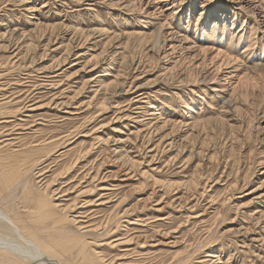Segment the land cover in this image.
Masks as SVG:
<instances>
[{
	"label": "rangeland",
	"instance_id": "1",
	"mask_svg": "<svg viewBox=\"0 0 264 264\" xmlns=\"http://www.w3.org/2000/svg\"><path fill=\"white\" fill-rule=\"evenodd\" d=\"M20 1L0 0V61L4 65L10 59L15 61L13 54L18 52V49L14 51L15 41L7 39L10 38L5 34L7 26H18L16 29L23 33L30 31L33 41L41 42L43 48L50 37L57 39L55 43L51 42V50H46L52 59L47 54L44 61L34 64L37 67L54 64L69 45L74 50L63 67L65 73L54 80L58 85L33 90L36 96L31 97L32 94L31 99L28 98L30 101L25 97L43 79L35 72H32L34 78H29L30 69L22 73L16 69L6 70L9 65L0 69V73H6L5 78L0 79V83H7L0 86L7 90H4L5 96L15 98L14 101L22 106L27 107L32 102L44 106L31 119L27 116L28 109L22 108L11 117L12 120H35L30 124L39 129L31 137L47 140L62 128L82 123L91 98L88 110L97 115L72 139L74 141L68 140L57 147L55 155L43 164L50 171L45 173L44 176L49 177L42 183L51 179L52 171L63 158L57 155L59 152L68 151L82 140L87 145L92 143V153L82 163L86 165L81 164L68 178H61L53 185V189H61L55 197L60 195L64 203L72 204L75 199L79 202L70 217L77 214L80 216L77 220L84 221L81 223L105 222L111 228L115 226L118 211L119 215L124 210L130 211L121 217L122 227H114L115 232L98 241L126 240L133 236L129 243L117 248L100 247L115 256V261L134 262L141 257L145 260L139 264H177L179 259L187 258L198 249L202 251L196 257L208 259L207 264H264V197L256 198L264 193V174L260 173L264 170V163L260 164V161L264 162V76L258 78L247 74L245 69L264 64V0H135L142 9L132 14L121 9L125 0H113L114 5L109 3L110 0ZM156 8L159 13L150 18L153 23L148 33H155L160 17L171 22L177 32V39L167 36L164 50L157 53L137 38L123 37L121 42L114 40L110 47H105L109 54L104 55L105 60L101 59L106 62L102 68L89 71L90 66L88 71L82 72V78L67 79L82 66L69 67L76 54H87L86 58L76 60L83 64L102 51L109 39L98 41L100 38L91 34L86 42L80 32L75 35L77 26L85 34L93 27L106 30L110 36L135 32L143 23L142 18L148 17L147 12ZM175 9L177 13L173 14ZM216 22L219 33L212 39L214 44L203 43L205 26ZM183 35L188 36L187 42L181 41ZM60 43H65L63 48L52 52ZM118 43L123 47L116 48ZM204 44L209 46L205 55L195 49L205 47ZM173 45L174 51L171 50ZM43 48L33 50L31 56L37 54L38 57L44 52ZM117 49L121 55L114 52ZM218 49L234 57L235 61L229 64L222 61V56H216ZM107 62L112 64L105 70ZM93 76L105 79L108 88L100 89L92 82L75 95L82 81ZM173 77L175 80L170 82ZM203 80H207L206 84L201 82ZM123 82L125 91L114 94L115 90L122 89ZM29 85H33L32 88ZM138 85L144 86L150 94L154 93L146 109L136 108L145 103L131 101ZM214 88L226 89L222 95L232 98L235 111L225 107L222 97L212 90ZM104 98H108V111L95 112L97 102ZM62 101L69 103L60 106ZM155 109L160 112L158 115L149 113ZM69 111H77V114ZM75 115H80L78 118L81 119H67ZM190 121H193L191 125L188 124ZM98 137L108 139L101 143ZM130 159L135 160L133 167ZM103 160L102 178L94 181L97 187L91 189L89 185L93 183H90L89 175L82 176L87 172L93 176ZM154 179L159 182H153ZM103 186L107 189H102ZM252 189L257 191L251 193ZM88 200L92 204L89 205ZM16 202L21 203L20 198ZM198 214L203 215L193 217ZM208 253L216 254V257L207 256ZM193 262L196 261L189 264H196Z\"/></svg>",
	"mask_w": 264,
	"mask_h": 264
},
{
	"label": "bare ground",
	"instance_id": "2",
	"mask_svg": "<svg viewBox=\"0 0 264 264\" xmlns=\"http://www.w3.org/2000/svg\"><path fill=\"white\" fill-rule=\"evenodd\" d=\"M90 1L92 2V0ZM21 2L22 0L20 1V3ZM140 2H142V0H140ZM109 3H111V5H114L113 0L112 1L110 0ZM138 3L135 0H125L124 2H122L121 9L123 11L126 10L127 12L130 11V13L128 12L129 14L135 13L139 9H142L140 8V5L139 6L137 5ZM175 10L176 11L173 14L177 13V9ZM147 13L149 14L148 17L142 18L143 23L139 26V30L137 28L138 31H135V32H122L121 31L122 33H116L115 35L110 36L107 34L106 30H103L102 28L93 29L94 28L93 27L92 31L86 32L85 34L83 31L79 30L78 26L76 27V29L74 27L75 35L78 32H80L81 35H84L85 39L82 37L81 38L84 39L86 42L90 38L89 36L91 34H92V37L97 36L98 38H100L98 41H103L108 37L109 39L105 41L104 48L102 51H100L98 54L92 55L83 64H81L78 61L86 58L85 55L87 54L85 53L76 54L74 58L75 61L72 62L71 65H69V67L74 66V65L75 66L82 65V66L79 69H76L74 72H72V74L69 75L67 79L70 80L72 78L74 79L75 77L78 78L79 76H81L82 72L86 71L90 66L92 67H90L89 71H94L96 69L102 68L101 66H104V64L106 63L105 61H102V60H105L104 55L108 53L107 52L108 49H106L105 47L106 46L110 47L111 42L114 40L121 42L120 38L124 39L123 37H127L128 40L130 38H135V39L137 38V40L140 41L142 44H145V45L147 44L151 46L150 50H155L157 51V53H160L161 50H164L165 44L167 41V36L168 35L172 36V38L177 37V32H174V30L176 29H174V27L173 28L171 27L172 26L171 22H168V20L164 21L162 17L158 16L160 17L161 22L158 24V28L154 31L155 33L152 32V34L150 35L148 31L150 30V27H151L150 24L153 23L150 18L157 16L159 12L157 11V8H156L153 11H150ZM123 17L126 18V15H123ZM206 25H209L208 22ZM217 26H218V22L212 23V25L210 26H205L206 29L203 31V35H206V37H204L206 39L204 38L201 39L203 43L214 44L212 39L214 37L216 38V36L219 33V29ZM17 27L11 28L7 26L8 30L7 32H5V34H7L10 37L7 39H11L15 41L13 42L14 43L13 45L16 46L15 47L16 49L14 51L18 49V52H15L16 54L14 53L13 55L14 57H16V60L12 61L10 59L9 61H7L5 65L3 64V62L0 61V69L4 66L6 67V65L10 66V67H7L6 70L16 69L21 73L22 71H26L30 69L28 71L29 73L28 74L26 73L27 75H30L28 76L29 78H34L32 72H35L37 74L36 76H39L41 77L40 79H43L42 82L36 85L37 87L35 86L36 88L33 87V89H31L32 91L30 93L28 92V96L26 94L27 97H25V100H27L28 98L31 99V97L36 96L35 94H33L34 92L33 90L45 88L47 85H50V87H55L58 85L57 82H56L57 85L55 84L54 80L56 79V77H60L61 73H65L66 70H64L63 67L65 64L68 63L67 61L72 55L74 48L71 47V45H69L70 47H65L67 49L64 51L63 55L61 54L62 56L60 55L61 57H58L55 63L52 62L55 65L51 64L49 66L47 65L43 67H37V65H34V64H36L39 60L40 62L44 61L43 59H45V56H47L48 54L46 53V50L47 51L51 50V46L53 45L51 44V42L53 43L57 39L54 40L53 37L52 38L50 37L48 42L44 44V48H43L42 47L43 45H41V42L35 43L33 41L32 39L33 34L29 33L30 32L29 30H26L29 32L23 33V32H19L20 30H17L16 29ZM224 34H225V30L220 36L223 37L222 35ZM244 34H248V31L247 32L244 31ZM187 35H183L181 37L182 39L181 41L187 42L188 41L186 40L188 37ZM64 44L65 43H60L58 47H55L52 49V52L54 51L56 52L57 49H62ZM39 47L41 49L43 48L44 52L42 53L40 52L41 54H39L38 57H37V54L32 57L31 53L33 52V50H36ZM122 47L123 46L121 45V43H118V45H116V48H122ZM199 47L195 49H197V51H199L200 54L205 55L209 51L208 45L207 46L205 45V47H200V48ZM183 48H185V45ZM175 49L176 48L173 45L171 50L174 51ZM192 50H193V47H192ZM116 51H118V49L115 50L114 52ZM118 53H119L118 55L122 54L119 51ZM165 55H167V52L165 53ZM30 56L32 59L30 58ZM216 56L218 57L222 56L221 57L223 58L222 61L226 62L227 64H229L232 61H235L234 57L229 56V54L225 55L223 52H220V50L219 52L217 51ZM50 59H52L51 56H50ZM77 59L78 61H76ZM107 59L106 61L109 60ZM111 59L113 58L111 57ZM121 59H124V56L121 57ZM107 63L109 64L105 66V70L108 69V67H110L112 64V62H107ZM54 67H56L55 70H52ZM245 69H246L247 74L255 75L258 78H263L264 76V64L263 65L257 64L256 66H250ZM170 70L171 69H169V71ZM5 75L6 73H0V79L5 78ZM39 77H36V78H39ZM80 78H82V76ZM170 79H171L170 82H173L175 80L174 77ZM30 80L31 79L27 80V82H29ZM104 80L105 79H103L100 76L98 77L93 76V77H90L89 79H86L83 81L81 80L82 86L78 90H76L75 95L80 94V92H82L92 82H94L96 86L100 89H103V90L107 89L109 85L106 82H104ZM181 81L184 82L185 78L181 79ZM201 82L206 84L207 80H203ZM22 84L24 83L22 82ZM3 85H7V83H0V86H3ZM31 86L33 85H29V88H32ZM143 87L144 86L138 85L133 90V93H136V94L133 96V98H131L132 100L131 99L130 100L145 103V106L138 105L136 108L146 109V106L150 105L151 103L150 100L152 98L151 95L154 93L151 92L152 94H150L149 92L145 91L144 90L145 88ZM4 90H6L4 89V87H0V264H139L140 261L145 260L140 257L139 259L141 260H136L134 262H126V261H118V260L115 261V256H110L107 252H105L102 248H100L103 245H108L110 248H117L121 244L129 243L130 241L129 239H131L133 236L131 238L127 237L128 239L126 238V240L114 239L112 241L98 242L99 240L107 239L108 235L115 232V230H113L114 227L116 228L122 227L121 217L127 216L130 211L124 210L122 215H119V211H118L115 215L116 216V219L114 222L115 226L111 228L107 227L105 222L104 224L88 223V222L81 223V221L82 222L84 221L82 219L77 220L78 218H76V217H80L79 215L76 214V216L74 217H70L69 215L70 212L75 211V208L77 204L79 203V202L77 203V199H75L72 204L68 205L66 204L67 202L64 203L63 199H60L61 198L60 195L58 197H55V195L58 193L57 191L59 190V187L53 189V185L55 184V182L61 178L62 179L68 178V176H70L74 171L78 170V168L81 167V164L87 160L86 157H88L92 153L91 151L92 143L87 145L85 143V140L84 141L82 140L81 143L76 144L74 147L69 148L68 151L65 150V151L59 152L57 155H61V157L63 158L61 159L59 164L57 163V166L54 169V171H52L51 179L48 181L45 180V182L42 183V181L46 179V177L47 178L49 177V176H44L45 173L47 171H50L47 169V166L43 167L44 162L47 159L49 160L52 157L51 155H55L54 151H56L57 147L62 146L68 140H72L73 138L75 139V137L82 132V130L84 129V126L89 123H92V119H95V117L97 116V115L94 116L92 111L88 110L91 108L90 105L92 103V98L89 102H87L88 109H86V113L84 115L85 118L82 121V123L78 125L73 124L72 127H65L67 129L62 128L59 130L60 132L56 134L55 136L48 137L47 138L48 141L45 139H43L44 140L43 141L41 139L34 140L35 138L33 139L31 137L35 135V133L37 132V129H39L37 128V125L30 124L31 121L34 122L35 120L24 121L25 119L24 120L21 119L23 121L21 122L18 120H12L11 118V117H14L18 112H20L22 108L24 109L27 108L28 109L27 116L31 119L37 116L36 112L38 113L40 109H43L44 107L42 106L43 104H37V102H32L27 107L26 105L22 106V103L18 101H14L15 98L10 99V96H5L7 92H4ZM212 90L215 91V95L222 97V101L225 107L230 108L233 111H235L236 107L232 106V103H233L232 98H229L226 96L224 97V95H222V93L226 90L225 88H220V89L214 88ZM123 91H125L124 82L122 84V89L120 88V90H115L114 94L117 92L121 94ZM96 92L98 93L97 90ZM75 95H73V97ZM30 99H28V101H30ZM71 99L72 98H70V101ZM131 101H129V103ZM49 102H51V100ZM67 103H69V101H62L60 103V106L66 105ZM108 104H109L108 98H104L103 100L98 101L97 110L95 112L108 111L107 109L110 106ZM69 113L77 114V111H69ZM149 113L156 116L160 112L156 111L155 109ZM80 115H77V116L75 115V117H71V118L67 117V119H73V118L77 119L78 117H80ZM78 119H81V118H78ZM210 121L211 120L208 119V122ZM192 123L193 121L188 122V124L190 125ZM28 124H30L31 126H28ZM98 139L99 141H101V143L103 142L106 143L108 138L103 139L101 137H98ZM72 143H75V142H72ZM13 146H16V147L14 148ZM119 158L121 159L123 157H119ZM103 162L104 160L100 163L99 167L96 170V173L93 176L91 175V173L89 174V172H87L86 175L84 174V176L82 177L84 178L85 176L89 175V177L91 178L90 183L97 181L98 178H102L100 177V174H101L100 168ZM129 162H130V166L133 167L135 164V160L130 159ZM263 163L264 162L261 163L260 161V164H263ZM82 165H86V164H82ZM92 168L93 167L91 165L90 169L92 170ZM260 173L264 174V170L261 171ZM39 177H42V178L38 179ZM103 177H105V175ZM153 182L157 183L159 181L157 179H154ZM167 185L172 186L173 183H167ZM89 186H90L89 188L91 189H94L97 187V185H95L94 183ZM102 189H107V187L103 186ZM255 191L257 190L252 189L251 193H254ZM80 193H82V191H80L79 194ZM109 195H111V193ZM101 196L103 197L104 194H102ZM263 197H264V193H262L261 195L259 194V196H257L256 198H263ZM18 198H20L21 203L16 202ZM87 202L89 205L92 204L91 200H88ZM120 203H121V200L116 204L117 207ZM218 213L219 211L216 214ZM201 215L203 214H198L193 217L199 218L201 217ZM128 223H136V222L129 221ZM237 232L239 233L241 232V230H237ZM104 236L106 237L97 239L98 237H104ZM254 240L255 238H252V241ZM145 243L146 241L143 242V244ZM201 251L202 250L199 251L198 249L195 250L194 253L189 255L187 258L179 259L177 261V264H189L191 261H196V262H193L196 264H207L208 259H202L200 257H196V255L199 254ZM206 255L216 257V254H213V253H208Z\"/></svg>",
	"mask_w": 264,
	"mask_h": 264
}]
</instances>
